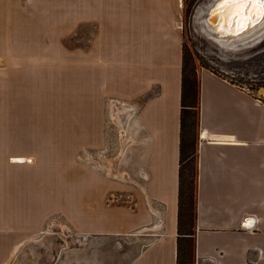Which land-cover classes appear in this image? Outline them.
Here are the masks:
<instances>
[{
  "label": "crops",
  "instance_id": "obj_1",
  "mask_svg": "<svg viewBox=\"0 0 264 264\" xmlns=\"http://www.w3.org/2000/svg\"><path fill=\"white\" fill-rule=\"evenodd\" d=\"M85 1L86 18L99 25L97 39L81 51L82 59L68 49L65 73L49 80L59 88L53 113L70 115L66 105L77 94L95 107L97 119L103 99L126 102L129 110L112 107L117 119L128 111L124 183L84 164L72 172L66 159L74 158L77 145L64 140L42 156L5 153L0 264H10L20 242L45 233L53 214L77 236L141 237L127 264H177L183 6L180 0ZM3 53L8 79L24 53ZM196 75L193 264H264V102L203 67ZM97 119L83 128V145H101ZM119 198L126 204L112 203Z\"/></svg>",
  "mask_w": 264,
  "mask_h": 264
},
{
  "label": "rangeland",
  "instance_id": "obj_2",
  "mask_svg": "<svg viewBox=\"0 0 264 264\" xmlns=\"http://www.w3.org/2000/svg\"><path fill=\"white\" fill-rule=\"evenodd\" d=\"M204 1L182 0L178 24L189 66L193 65L195 71L199 67L208 69L248 89L264 102V39L244 48L221 47L206 35L201 29L202 23L194 17ZM85 2L0 0V161L13 149L26 155L36 153L42 156L47 151L50 153L53 144L64 140L77 145L73 148L74 158L66 159L72 172L84 164L97 174L109 176L122 184L121 164L124 162L128 119L126 125L124 121L128 111L121 115V122L115 116L117 109L112 116V107L118 104L119 110H129L127 103L115 98L103 99L98 120L93 115L95 107L86 106L77 94L66 105L70 108V115L53 113L59 107V88L49 80L65 73L68 49L78 52L82 59L81 51L90 49L97 39L99 25L86 18ZM6 49L24 53L19 67L12 69L10 66L8 79L1 60ZM124 57L121 55L120 58ZM77 70L73 69L74 72ZM12 72L20 76L13 77ZM74 74L80 76V71ZM81 109L86 113L80 116ZM96 119L102 124V143L96 145L92 142L85 144L88 147L84 148L85 145L80 143L83 128L92 127ZM118 166H121V173L116 171ZM108 172L111 173L106 175ZM122 201L119 198L112 203L123 205L127 200ZM54 219L58 220L54 222ZM48 225L51 227H45V233H38L33 239L18 244L10 264H127L138 243L142 242L136 235L77 236L61 224L60 214H53Z\"/></svg>",
  "mask_w": 264,
  "mask_h": 264
},
{
  "label": "trees",
  "instance_id": "obj_3",
  "mask_svg": "<svg viewBox=\"0 0 264 264\" xmlns=\"http://www.w3.org/2000/svg\"><path fill=\"white\" fill-rule=\"evenodd\" d=\"M185 43L182 45V80L180 98L179 203L177 264H193L192 224L194 220V186L196 175V125L198 84L194 66H189Z\"/></svg>",
  "mask_w": 264,
  "mask_h": 264
},
{
  "label": "water",
  "instance_id": "obj_4",
  "mask_svg": "<svg viewBox=\"0 0 264 264\" xmlns=\"http://www.w3.org/2000/svg\"><path fill=\"white\" fill-rule=\"evenodd\" d=\"M221 3L222 0H212L205 11L200 15L210 27L209 36L212 38L234 43L244 38L251 30L259 28V26L264 23V18L256 16L255 10L251 8V4H249L247 8L237 9L231 4L221 7ZM249 16L251 19L247 21L246 26H244L245 21L242 18ZM262 39H264V36L257 42L262 41ZM239 42L235 47L244 48L250 44H254L256 41L249 44Z\"/></svg>",
  "mask_w": 264,
  "mask_h": 264
},
{
  "label": "bare ground",
  "instance_id": "obj_5",
  "mask_svg": "<svg viewBox=\"0 0 264 264\" xmlns=\"http://www.w3.org/2000/svg\"><path fill=\"white\" fill-rule=\"evenodd\" d=\"M212 2V0H206L204 2H202L198 8L197 11H195L194 17L197 19V21L201 22V29L206 33V35L208 37H210V27L208 26V24L204 21L203 18H201V13L205 11V9L208 7V5ZM262 36H264V23L261 24L259 26V28H255L254 30H251L246 36H244V38L239 39V41L234 42V43H230L228 41H224V40H220V39H216V38H212L211 39L215 40L216 43H218L219 45H221V47H224L226 49H234L236 48L235 46L237 45V43H243V44H249L252 43L253 41L256 40V42L258 40H260L262 38ZM238 40V39H237ZM221 51V50H220ZM119 112V111H118ZM118 114V113H117ZM119 121H121V119H118ZM122 122V121H121ZM123 127V126H122ZM15 162H23L26 161V158L23 157H16L14 159ZM28 161V160H27Z\"/></svg>",
  "mask_w": 264,
  "mask_h": 264
},
{
  "label": "snow or ice",
  "instance_id": "obj_6",
  "mask_svg": "<svg viewBox=\"0 0 264 264\" xmlns=\"http://www.w3.org/2000/svg\"><path fill=\"white\" fill-rule=\"evenodd\" d=\"M231 4L233 7L237 9L247 8L249 4H251V8L255 10L256 16L260 18H264V0H222L221 7L227 6ZM245 21L244 26H246V22L251 19V17H243Z\"/></svg>",
  "mask_w": 264,
  "mask_h": 264
},
{
  "label": "built area",
  "instance_id": "obj_7",
  "mask_svg": "<svg viewBox=\"0 0 264 264\" xmlns=\"http://www.w3.org/2000/svg\"><path fill=\"white\" fill-rule=\"evenodd\" d=\"M180 6H182V0H180ZM257 101L261 102L260 100H257Z\"/></svg>",
  "mask_w": 264,
  "mask_h": 264
},
{
  "label": "flooded vegetation",
  "instance_id": "obj_8",
  "mask_svg": "<svg viewBox=\"0 0 264 264\" xmlns=\"http://www.w3.org/2000/svg\"><path fill=\"white\" fill-rule=\"evenodd\" d=\"M263 40V39H262Z\"/></svg>",
  "mask_w": 264,
  "mask_h": 264
}]
</instances>
